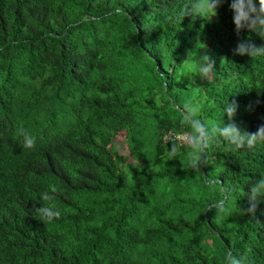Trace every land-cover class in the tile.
Segmentation results:
<instances>
[{
	"label": "trees",
	"instance_id": "16d2710c",
	"mask_svg": "<svg viewBox=\"0 0 264 264\" xmlns=\"http://www.w3.org/2000/svg\"><path fill=\"white\" fill-rule=\"evenodd\" d=\"M186 2L0 0V264H225L229 251L264 264V201L259 223L243 212L264 144H213L195 172L179 110L191 103L212 126L235 100V122L256 132L264 58L233 54L249 33L236 36L230 0L210 22L182 20ZM198 43L216 74L194 77L196 90L186 77L198 76L195 57L178 66L204 54ZM221 199L217 215L209 205ZM45 204L59 217L42 220Z\"/></svg>",
	"mask_w": 264,
	"mask_h": 264
},
{
	"label": "clouds",
	"instance_id": "9594fccd",
	"mask_svg": "<svg viewBox=\"0 0 264 264\" xmlns=\"http://www.w3.org/2000/svg\"><path fill=\"white\" fill-rule=\"evenodd\" d=\"M229 0H187L182 11V20L186 16H191L193 20L199 18L203 21H212L213 18L218 16V9ZM229 9L233 13V23L235 27V34L239 38L241 33H249L246 39H238L236 48L233 50L234 55L247 56L251 62H255L257 58H264V43L257 45L252 39V35L264 41V0H230ZM199 49H204V54L198 59L195 53H189L187 58L178 66L181 70H185L189 65L191 58L195 57L197 64L198 76L189 74L186 76L190 83L188 88L198 90L199 87L195 86L196 81L194 77L207 81L212 79L216 74L215 60L207 54V49L204 44H197ZM223 61V60H222ZM259 103V100L257 101ZM239 105L233 100L227 101L223 105V120L221 123L209 126L199 117L200 109L191 104L185 103L179 110L186 124L190 127L191 131L185 133L186 144L190 149L189 167L195 172H201L202 166L208 162V150L213 144L225 142L228 150L233 153L240 151L254 150L258 144H264V123L258 126L256 132L251 133L242 128L235 122ZM227 117L228 122L225 123L224 117ZM19 134L24 137V147L33 148L35 146V138L30 136L23 129L19 130ZM179 149L176 143L171 144L169 149L170 156H176ZM207 179V178H206ZM215 183H219L218 180ZM214 186L213 184L209 185ZM57 191L55 186L51 187V192ZM229 196L231 189H223ZM247 195L248 207L243 210L244 214L249 216L250 219L256 220V213L259 204L264 201V175L255 180L251 184ZM227 197H225L226 199ZM43 201L51 202L54 199L47 191L42 194ZM225 199H221L209 205V209L214 211L217 215L225 211ZM36 214L45 221H52L58 218L60 213L58 210L48 206L42 205L35 209ZM225 264H248V257L244 255L236 256L227 252L225 255Z\"/></svg>",
	"mask_w": 264,
	"mask_h": 264
},
{
	"label": "rangeland",
	"instance_id": "374dc122",
	"mask_svg": "<svg viewBox=\"0 0 264 264\" xmlns=\"http://www.w3.org/2000/svg\"><path fill=\"white\" fill-rule=\"evenodd\" d=\"M116 143H120L118 146H117V149L120 150V153L123 154V155H126V154H129V150L127 149V145L123 142L125 141V134L122 133L118 139H115ZM123 142V144H121Z\"/></svg>",
	"mask_w": 264,
	"mask_h": 264
},
{
	"label": "built area",
	"instance_id": "2783aa9c",
	"mask_svg": "<svg viewBox=\"0 0 264 264\" xmlns=\"http://www.w3.org/2000/svg\"><path fill=\"white\" fill-rule=\"evenodd\" d=\"M186 140V137H183Z\"/></svg>",
	"mask_w": 264,
	"mask_h": 264
}]
</instances>
